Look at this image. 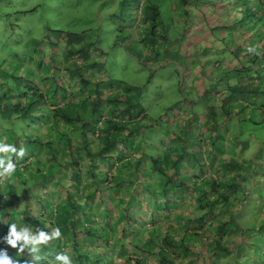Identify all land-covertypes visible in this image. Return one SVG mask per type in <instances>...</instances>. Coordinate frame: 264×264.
I'll list each match as a JSON object with an SVG mask.
<instances>
[{"label":"crops","instance_id":"obj_1","mask_svg":"<svg viewBox=\"0 0 264 264\" xmlns=\"http://www.w3.org/2000/svg\"><path fill=\"white\" fill-rule=\"evenodd\" d=\"M208 17L214 28H219L218 17ZM221 20L219 29L226 35L234 23L229 16ZM133 28L137 41L147 50L154 46L147 39L151 28L141 24V17L138 16ZM187 35L191 34L181 36ZM173 45L171 42L170 47ZM124 49L136 57L131 53L133 50L126 46ZM151 62L143 63L144 67L151 69ZM189 68L184 67L188 74ZM38 71L41 76L43 70ZM65 72L61 69L60 83H64ZM95 73L104 77L102 69L91 70L87 77L92 79ZM66 78L69 82L64 84L71 89L66 91L67 99L61 100L60 106L81 117L88 115V107L81 104L86 94L72 97L82 82L73 88L74 80ZM98 82L103 84L95 79V84ZM112 83L115 87L103 92V99L112 98L111 103L105 104L103 114L106 120L118 125L99 126L88 146L91 154L83 155L86 143L81 121L62 123L60 132L50 124L43 127V144L50 139L56 145L58 163L40 159L43 148L50 146L32 143L29 153V145L16 147L24 148L25 155L22 159L12 155L16 171L0 187V250H6L20 264L32 259L33 253L29 252L32 245L21 254L3 239L9 225L16 223L17 231L21 226L33 233L38 228L49 234L54 228L60 229L59 239L38 246L36 254L47 264L62 251L69 253L73 264H102L103 260L112 264H264V132L259 130L260 134H256L258 111L254 112L247 101L241 110L229 115L216 113L202 94L193 98L183 93L188 107L182 109L177 101L169 108L166 122L153 123L139 105V87L120 80ZM251 96L260 104L259 96ZM196 100H200L205 110L194 106ZM125 108L130 110L126 112ZM247 122H251L250 128L245 126ZM161 127L165 128L161 131L165 134L156 137ZM63 133L70 134L72 140L67 136L64 139ZM106 136L113 140L108 146ZM178 164L185 167L183 173L179 172ZM212 200L217 201L210 209L212 217L200 232L192 218L205 213L208 210L205 203ZM245 218L247 224L241 226ZM211 224V227L221 224L233 231L216 241L209 239V234V238L193 236V233L207 234V226Z\"/></svg>","mask_w":264,"mask_h":264},{"label":"rangeland","instance_id":"obj_2","mask_svg":"<svg viewBox=\"0 0 264 264\" xmlns=\"http://www.w3.org/2000/svg\"><path fill=\"white\" fill-rule=\"evenodd\" d=\"M173 1L0 0V82L6 81L11 84L12 75L31 73L32 70L36 71L32 76L39 77L37 68H39L38 62L41 61L43 70L41 74L48 75V72H51L49 75L55 78H50V81L56 86L60 74L52 69H58L61 65L63 67L62 54H65L64 50L66 51L65 44L67 47V42L74 39L71 40L77 43H72L74 48L87 46L90 51V62L100 63L102 59L101 69L104 77L95 73L90 80L91 89L94 87L95 79L103 82V84L98 82L103 92L115 87L112 82L116 80L139 87L141 93L139 105L144 109L149 122H166L168 120L166 117L170 113L169 108L177 101L181 102L182 109L188 107L189 101L183 100V93L186 96L193 95V98L202 94L209 99L216 113L222 112L221 106L225 105L226 101H219L216 97L218 90L226 88L229 84L234 85L236 78H247L246 73H240L241 65L229 61V49L225 44L231 42L228 33L223 35V30L219 29L221 23L218 20L222 21L223 18L225 21L228 16L224 14L223 17L216 18L219 28L215 29L208 17L210 5L205 1H199L198 7L195 3L189 2L183 7L182 2L178 3L179 0H175L174 3ZM147 5L155 7L158 14L147 12ZM215 14L218 16L220 12ZM138 16L141 17L142 25L158 21L160 31L155 35H165L168 41L166 46L161 45L157 48L160 51L159 62L148 57L152 60L151 69L144 67L143 62L140 63L124 49L126 46L130 50L140 51L143 55L148 53L147 48L138 42L135 36L136 31L133 26ZM146 17H149L147 18L149 20L146 21ZM185 33L191 35L182 37L181 35ZM162 39L164 38L158 37L160 42ZM171 42H174L175 46L170 47ZM232 48L230 47V50ZM49 57H53L54 62L48 60ZM187 61L190 64H187ZM258 64L259 62L252 66V69H258ZM187 65L190 66L189 74L184 69ZM249 77L253 78V76ZM37 79L34 83L39 81ZM64 82H69L66 77ZM39 88H43L41 84ZM204 89L206 93L203 92ZM83 93L87 94L86 91ZM46 95L51 99L49 91ZM260 102L264 103V100ZM228 103L232 105V110L242 108L241 104ZM194 106L198 110H205L201 107L200 100H196ZM174 109L177 111L178 106ZM256 118L260 119V115ZM1 124L0 142L6 143L11 131H15V127L18 128L19 133L23 131L21 129L23 126L21 127L20 121L17 120H6ZM258 125L257 135L260 134L259 130L264 132V123ZM245 126L250 128L249 123ZM164 130L165 128L161 127L160 132L155 134L156 137L164 133L161 132ZM41 131L43 137L44 132ZM36 134L37 132L34 133V139ZM187 139L189 140L188 137ZM27 145L29 151L27 149L26 151L29 153L34 145L32 142H28ZM165 165L168 166V163ZM165 165L159 166L161 169H166ZM177 167L179 172H184L185 167L182 164H178ZM5 184L6 180L0 183V187L3 188ZM6 201L1 203L5 205ZM246 224L247 219H242L241 226ZM47 263L43 260L37 262V264ZM102 264H112V262L103 260Z\"/></svg>","mask_w":264,"mask_h":264},{"label":"trees","instance_id":"obj_3","mask_svg":"<svg viewBox=\"0 0 264 264\" xmlns=\"http://www.w3.org/2000/svg\"><path fill=\"white\" fill-rule=\"evenodd\" d=\"M197 1H205L207 5L210 1H213L212 5L210 6L208 15H211L212 18L213 16H215L214 18H216L219 16H223L224 14H228L229 20L234 23L233 29H231V31L228 33V37L230 39L231 44H225V46L229 49V61H232L233 64L237 63V65H241L242 71L240 73H246L247 77H241L239 79L236 78L234 80V85L229 84L226 88L218 90V92L216 93L218 94V96L216 95V97L219 98V101H226V104L221 106L222 113H226L229 115L236 111V109H231L232 105L228 102H233L237 105L241 104V106H244V103L249 101V104L254 107V112L258 111L259 114L257 115H260V119H256V123H264V115L262 110L264 108V103L259 102L260 104H258L256 102L257 100L255 99V97L251 96L252 94H256L260 97L259 100L261 99L262 101V98L264 100V97H262L264 96V0ZM181 2L182 6H186L188 5V2L195 3L196 0H181ZM146 10L149 13L152 12L154 15L158 14V10L150 5L146 6ZM218 12H220V14L217 16L215 13ZM211 13H214L215 15ZM203 17L205 18L204 14ZM147 18L149 17H146V21L149 20ZM159 24L160 23L157 21L156 23L152 22L148 25V28L151 29L150 35L147 37V39L149 43L154 46L150 45V47H148L147 55H143L138 51H131L133 55H135L139 60H141L145 64L150 62L151 59H154L155 61L159 62L160 51L157 48H160L161 45H167H165V43L168 42L166 40L165 35H155L156 32L158 33L160 31L158 28ZM159 36L164 38L162 39V42L158 40ZM71 40L74 41V39H70V42H67V47L65 44L66 51L64 50L65 54L63 56L64 65L63 67L60 66V68L62 70H66V77L70 76V79L74 80L72 84L73 88L75 87L77 82H82L80 89H75V92H71L72 97L78 95L79 93L84 94L83 91L87 92V94L85 95L86 97L83 98L81 104L88 107V115L81 117L80 115H76L73 112H67V107L60 106V101L67 99L66 91H70L71 89L70 87H68L67 84V86L64 84L65 82L60 83V75L58 76L59 80L56 86H54L53 82L50 81V78H55L52 75H49L50 73L48 75H41L37 77V79L35 78V76H32L34 71H31V73L12 75L13 81L11 84L7 83L6 81H4L5 83L0 82V126L2 125L1 123L6 120H17L18 122L20 121L21 127L23 126V128H21L23 129L21 133L18 132L17 127H15V131H11L10 137L6 141V144L11 143V145L18 147L22 144L27 145L28 142H32L37 145H47L48 147L50 146L51 148H43L42 150L40 159L46 162L56 161L58 163L60 162V158L58 150L54 149V146L56 145L50 139H48V141H50L49 143H46L45 145L43 144L45 139L41 136V130H43V127L45 125L50 124L52 126H55L57 131L60 132L59 127L62 123L73 124L75 121H81L83 126V129L81 131L83 136V142L85 141L86 143V147L83 148V155L84 152L85 154H91L93 152L90 148H88V146L95 139V132L98 131L100 125L108 127L114 126V128H116L118 125L116 124V122H113L111 120L108 121V119L106 120L105 115L103 114L105 104L111 103L112 98L110 97V100L107 98L103 99L104 94L103 91L99 89L98 84H94V87L91 89V78L87 77V74L91 69L96 71L101 70V63H99V61L90 62V51L88 48H86L87 46L83 48H74L72 46V43H77H75L76 41L72 42ZM257 45L259 47L256 49V52L259 54L248 53L246 51L248 47H255ZM230 47H233L232 50H230ZM77 57L81 59L80 62L75 61ZM148 57H151V59H149ZM51 60L52 62H54L53 57ZM257 62H259L258 69H252V66H255ZM38 63L39 68H41V61H39ZM39 68L37 69L39 70ZM60 68H53L52 70L60 74ZM249 76H253V78ZM31 78H33V82L31 81ZM36 79L39 81L34 83V80ZM40 84L43 87L42 89L39 88ZM48 88L51 89V99H49V95H46V92H48ZM126 88L128 90H132L130 87ZM134 89H137V87H135ZM203 92L206 93L207 91L204 89ZM71 105L75 107L74 101ZM209 106V108L213 109V105L210 104ZM239 108H237V110H241L243 107L241 109ZM128 110H130V108H125L126 112H128ZM35 132H37V134L34 139ZM66 136L69 140H72L70 134L63 133L64 139L66 138ZM105 140L107 142V146L110 145L109 143L113 142L112 138H109L108 136H106ZM69 145L71 146V144ZM104 151V149L101 150L102 154L105 153ZM77 174L78 173H76L75 175ZM216 202L217 201L215 200H212V202H206L204 208H208V210L205 213H202L200 216L192 218V221L196 223V227L199 228L198 230L200 232L203 231L204 225H206V223L208 222L207 220L212 217L211 215L213 214V210L210 209H213ZM211 226L212 224L207 226V234L205 232L202 234H198L196 232L197 234L193 233V236L199 238H209V235H211L209 239H211L212 241H216L219 240L220 237H223L225 233L233 231L232 229H230L232 230L230 231L229 229L223 228V225L221 224H218L217 227ZM221 249H224V247H221ZM244 263L254 264L253 262Z\"/></svg>","mask_w":264,"mask_h":264},{"label":"clouds","instance_id":"obj_4","mask_svg":"<svg viewBox=\"0 0 264 264\" xmlns=\"http://www.w3.org/2000/svg\"><path fill=\"white\" fill-rule=\"evenodd\" d=\"M258 47V45L255 47L250 46L246 51L248 53L259 54L256 52ZM12 155H15L18 159H22L25 155V149L20 148L17 150L14 145L0 142V183L10 180L16 171V164L12 160ZM61 235L62 233L59 228H54L51 234L39 228L33 233L26 226H21V230L17 231V224L12 223L9 225L8 233L3 239L8 245L17 248V251L21 254L25 253V248L29 244L32 245L33 247L29 249V252L33 253V257L31 260L25 259L23 264H37L38 261L43 259V257L36 254L39 251L38 246L47 244L53 239H59ZM0 264H20V261L10 257L6 250H0ZM49 264H73V260L67 251H62L58 252L55 260L50 261Z\"/></svg>","mask_w":264,"mask_h":264}]
</instances>
